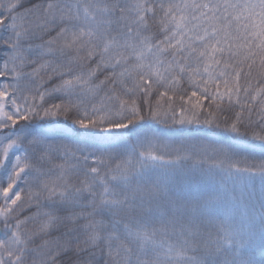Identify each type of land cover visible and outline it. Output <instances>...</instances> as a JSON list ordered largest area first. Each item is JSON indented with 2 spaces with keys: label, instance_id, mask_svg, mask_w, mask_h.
Here are the masks:
<instances>
[{
  "label": "snow or ice",
  "instance_id": "obj_1",
  "mask_svg": "<svg viewBox=\"0 0 264 264\" xmlns=\"http://www.w3.org/2000/svg\"><path fill=\"white\" fill-rule=\"evenodd\" d=\"M0 264H264V0H0Z\"/></svg>",
  "mask_w": 264,
  "mask_h": 264
}]
</instances>
